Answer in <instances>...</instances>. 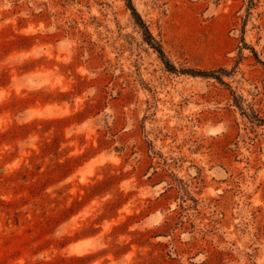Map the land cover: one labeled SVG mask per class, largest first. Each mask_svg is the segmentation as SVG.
I'll return each instance as SVG.
<instances>
[{"label": "rangeland", "instance_id": "obj_1", "mask_svg": "<svg viewBox=\"0 0 264 264\" xmlns=\"http://www.w3.org/2000/svg\"><path fill=\"white\" fill-rule=\"evenodd\" d=\"M0 264H264V0H0Z\"/></svg>", "mask_w": 264, "mask_h": 264}]
</instances>
